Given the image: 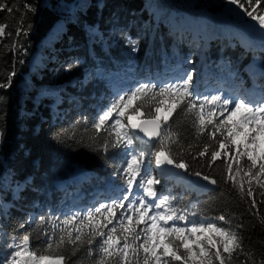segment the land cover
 Returning <instances> with one entry per match:
<instances>
[{"label": "trees", "instance_id": "1", "mask_svg": "<svg viewBox=\"0 0 264 264\" xmlns=\"http://www.w3.org/2000/svg\"><path fill=\"white\" fill-rule=\"evenodd\" d=\"M245 7L251 10L247 3ZM254 14H264V0ZM145 24L152 32L147 33ZM0 25L5 26L0 35V84L5 85L0 87V264L13 251L7 245L19 243L24 235L31 249L42 252L44 233L59 224L56 217L62 220L79 206L84 207L79 214L85 215L87 198L110 178L123 186L115 175L121 159L114 153L120 150L104 153L106 133L96 137L92 125L125 81L135 76L155 79L164 66L174 70L176 62L185 66L199 61V70H207L209 78H225L227 85L231 81L248 90L264 86V76L250 78L248 71L250 62L264 71V42L242 41L259 25L228 0H0ZM197 44L203 46L201 53H196ZM182 108L169 124L178 136L172 147L183 153L180 158L189 172L177 170L190 180L199 171L217 183L213 191L194 193L183 183L158 176L153 164V175L161 179L158 192L195 210L189 220L212 221L235 231L243 251L237 249L230 264H264V188L256 180L247 183L246 158L240 161L239 175L233 172L235 182L227 181L225 163L234 170L237 165L224 157V149L209 166L210 153L219 146L207 132L196 138L195 116ZM153 143L137 146L152 151ZM205 144L212 146L199 157ZM220 215L227 224L217 219ZM64 227L71 230L73 225ZM101 239L96 238L91 254L86 246L66 264H96Z\"/></svg>", "mask_w": 264, "mask_h": 264}, {"label": "snow or ice", "instance_id": "2", "mask_svg": "<svg viewBox=\"0 0 264 264\" xmlns=\"http://www.w3.org/2000/svg\"><path fill=\"white\" fill-rule=\"evenodd\" d=\"M260 2L254 0L256 6H252L253 0H245L244 3L228 0L264 29V14H254ZM245 3L251 10L245 7ZM4 28L0 25V35L4 34ZM261 35L264 37V33ZM0 87L5 85L0 84ZM134 101L141 103L133 105ZM165 104L170 106L165 109ZM181 105L183 113L195 116L196 138L207 132L213 144L219 146L211 151L209 166L221 158L219 149H224V157L237 165L234 170L232 163H225L227 181L235 182L233 172L239 175L240 161L246 158L250 162L244 172L248 177L247 183L251 185L256 180L264 188V181L260 180L264 177V88L258 97L202 95L194 87L191 72L159 86L156 82H141L117 94L92 125L96 137L101 131L106 133L107 138L101 145L104 153L110 149L120 150L114 153L121 159L115 175L124 187L116 186L117 195L89 209L83 216L77 212L62 220L56 217L59 224H54L50 233H44L47 241L42 252L30 248L28 235H24L19 243L8 244L13 251L4 264H66L86 246L91 254V246L97 237L102 239L96 264H230L233 253L237 249L243 251L241 237L230 228L212 221L189 220V216L197 215L195 210L175 205V197L169 198L156 188L161 179L153 175V164L161 171L167 170L165 166H171L189 172V165L180 158L183 153L172 147L178 144V136L169 124L170 117ZM137 118H140L139 122H136ZM144 137L154 142L151 145L154 150L138 148L137 142L147 143ZM211 146L205 144L197 155L204 157ZM194 174L210 184L217 183L216 179L199 171ZM239 191L243 196L242 183ZM247 195L252 196V191L249 190ZM217 219L228 223L224 215ZM181 221L184 223H179ZM44 222L41 217L40 223ZM68 225H73V228L66 230L64 226ZM20 227L23 228L24 224ZM85 228L89 231L85 232ZM209 233L213 235L205 239V234Z\"/></svg>", "mask_w": 264, "mask_h": 264}, {"label": "rangeland", "instance_id": "3", "mask_svg": "<svg viewBox=\"0 0 264 264\" xmlns=\"http://www.w3.org/2000/svg\"><path fill=\"white\" fill-rule=\"evenodd\" d=\"M185 16V18L187 19V22L189 23L191 20L190 17L186 14H183ZM174 19H175V13H171L168 17V22L170 24H173L174 23ZM192 21V20H191ZM190 24V23H189ZM200 24L203 25V21H200ZM145 30H147V33H150L152 32V29L150 27L147 26L146 28V24H145ZM262 33H264V31H262V29H255L249 36L245 37L242 41L244 43H246L247 45H252L253 43L255 42H259V43H263L264 42V37H262ZM197 47H198V44H197ZM202 45H200L198 48H197V51L196 53H201L202 51ZM35 63H38V57L36 58V62ZM196 66H198L196 64ZM193 72V70H192ZM258 70L255 68L251 71L252 74L254 73H257ZM176 80V79H175ZM256 94L258 93V91L255 92ZM254 93V94H255ZM253 94V95H254ZM255 94V96H256ZM225 95H228V94H225ZM242 95H246V94H242ZM248 96H252V95H248ZM258 97V96H256ZM164 113L162 112L161 115H163ZM136 122H139V118H137ZM155 167V165H154ZM167 170L165 171H161V169H157L155 167L156 170L159 171V173L161 174V177H164L166 179H170L172 180L174 183H183L187 186L188 190L189 191H192L194 193H196L197 190H200V188H197L193 185V181L190 180V179H187L186 177H184L183 173H181L180 171H178L177 169L175 168H171V166H165ZM74 182H77L78 180H73ZM58 186H61V184H58ZM136 191L135 187H134V192ZM210 234H205V239H207L209 237Z\"/></svg>", "mask_w": 264, "mask_h": 264}, {"label": "water", "instance_id": "4", "mask_svg": "<svg viewBox=\"0 0 264 264\" xmlns=\"http://www.w3.org/2000/svg\"><path fill=\"white\" fill-rule=\"evenodd\" d=\"M143 139L147 141V137H144ZM149 142H153V141H149ZM192 181H193V185L197 188H200L202 192L214 190V185L208 183V181L202 180L201 177L195 176L193 177Z\"/></svg>", "mask_w": 264, "mask_h": 264}]
</instances>
